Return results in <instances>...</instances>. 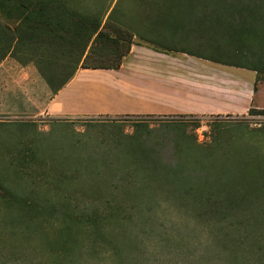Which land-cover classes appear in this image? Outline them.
Instances as JSON below:
<instances>
[{
	"label": "rangeland",
	"instance_id": "374dc122",
	"mask_svg": "<svg viewBox=\"0 0 264 264\" xmlns=\"http://www.w3.org/2000/svg\"><path fill=\"white\" fill-rule=\"evenodd\" d=\"M119 5L127 14L141 11L137 0H88L83 6L88 13ZM129 15L120 19L138 20L145 27L151 23L140 14ZM17 19L13 14L11 20ZM187 22L178 31L170 23L157 28L159 45L141 37L133 43L163 51L185 49L253 68L257 76L246 69L227 70L257 78L262 99L264 48L245 34L226 38L209 23ZM113 46L105 40L88 62L114 61ZM36 51L41 52L38 45L6 58L20 70L38 71L45 81L41 66L65 77L82 68L78 55H63L62 45L47 47L40 64L29 62ZM226 199L233 203L219 204ZM225 209L235 216L227 225L233 235H227L226 247L218 230L226 221L208 224L195 218L204 211H220L219 216ZM68 245L77 264H264V111L244 117L96 122L1 116L2 250L10 253L16 247L30 260L63 264L59 257Z\"/></svg>",
	"mask_w": 264,
	"mask_h": 264
},
{
	"label": "crops",
	"instance_id": "0c3cea01",
	"mask_svg": "<svg viewBox=\"0 0 264 264\" xmlns=\"http://www.w3.org/2000/svg\"><path fill=\"white\" fill-rule=\"evenodd\" d=\"M10 62L8 57L0 65V117L96 122L127 117H244L251 110H264V96L261 99L258 93L263 87L256 85L257 78L227 70L241 67L183 52L133 45L119 69L80 68L57 94L38 71L20 70Z\"/></svg>",
	"mask_w": 264,
	"mask_h": 264
},
{
	"label": "trees",
	"instance_id": "16d2710c",
	"mask_svg": "<svg viewBox=\"0 0 264 264\" xmlns=\"http://www.w3.org/2000/svg\"><path fill=\"white\" fill-rule=\"evenodd\" d=\"M79 2L76 3V0H0V18L3 17L11 22L16 21V24L12 26L9 23H1L0 20V62L8 55L17 53L18 50H22V52L23 50L29 51L31 47L38 45L41 52L36 51L30 57L29 62L38 61L40 64L43 62L42 57L46 55L47 47L62 45L65 50L63 55L69 59H71L70 56L75 59V54L78 55V62L82 68L119 69L123 60L131 52L134 37L147 39L152 43V46H156L160 44L157 43L158 41L155 42L157 28H164V25L170 23L173 24L174 31H178L186 21L190 23L192 20H198L200 24H211L212 29L226 33V38L242 37L245 34L244 36L247 39L254 40L260 46L259 48H264V0H137L141 11L138 13L128 11V14L125 13L124 9L121 8L120 10V5L119 8L118 6L112 9L106 7L87 13L84 12L86 8L83 5H86L88 0H80ZM120 2L121 0H119ZM78 5H81L82 11ZM199 5L200 7L202 5V7L200 8ZM15 13L18 14L19 19L11 20ZM132 14H140L145 20H150L151 23L145 27L146 25L142 26L138 20L129 23L130 19H120L122 16L126 18L128 15L129 17L132 16ZM161 14H163L164 19L157 18L161 17ZM106 16L107 20L103 23ZM173 16L177 17L172 18ZM150 17L153 18L149 19ZM105 40L114 43L112 48L109 47L112 52L109 54L114 56V61L97 58L100 61L94 59L91 63L88 62L96 53V47ZM152 49L159 52H183L209 57L185 49L171 48L166 49V51L158 50V48ZM209 58L222 64L247 68L257 72L253 68L229 63L221 58ZM39 69L54 94L62 90L77 72L75 70L70 76L65 77L61 76L60 73H48L42 66ZM58 77H61V79L59 80ZM250 112H253V110ZM218 202L220 205L228 206L233 203V200L226 199ZM225 211L227 213L223 214L222 212L219 216L216 213L220 211H204L197 214L195 218L199 222L208 221V224L213 221L218 222V224L219 221L221 223L226 221V227L221 226V229H218L223 234V242H225L226 247L230 246L227 244L230 240L226 241V238L230 236L227 235H233V228L229 230L230 233L228 230L226 231V229H229L227 225L231 226L235 216L233 213H228L227 209ZM213 236L216 237L217 233ZM237 236L241 237L242 234L237 232ZM217 238L222 240L219 234ZM221 243L222 241L219 242V244ZM11 251L6 253L0 246V264H45L23 256V253H18L16 247ZM70 251H72L70 245L66 246L63 250L64 255L59 257V263H78L74 262L75 258L68 253Z\"/></svg>",
	"mask_w": 264,
	"mask_h": 264
}]
</instances>
